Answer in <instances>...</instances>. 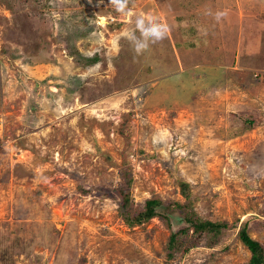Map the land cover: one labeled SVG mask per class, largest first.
Listing matches in <instances>:
<instances>
[{"label": "rangeland", "instance_id": "374dc122", "mask_svg": "<svg viewBox=\"0 0 264 264\" xmlns=\"http://www.w3.org/2000/svg\"><path fill=\"white\" fill-rule=\"evenodd\" d=\"M128 6L166 36L116 40L140 33L109 0H0V264H249L243 226L264 248V0Z\"/></svg>", "mask_w": 264, "mask_h": 264}, {"label": "clouds", "instance_id": "9594fccd", "mask_svg": "<svg viewBox=\"0 0 264 264\" xmlns=\"http://www.w3.org/2000/svg\"><path fill=\"white\" fill-rule=\"evenodd\" d=\"M103 0H97V3H102ZM113 9L117 13H121L129 18L131 24L135 29H139L140 36L137 37L135 31L132 28L124 29L119 36L115 37L119 40L121 36L127 40L133 41L132 47L136 52H140L141 49L147 48L149 42L155 43L162 40L167 32L168 26L160 22L159 18L151 11L133 12L129 8V0H109ZM224 12H217L216 18L219 19L224 16ZM103 22V21H102ZM145 37L150 38L146 40Z\"/></svg>", "mask_w": 264, "mask_h": 264}, {"label": "trees", "instance_id": "16d2710c", "mask_svg": "<svg viewBox=\"0 0 264 264\" xmlns=\"http://www.w3.org/2000/svg\"><path fill=\"white\" fill-rule=\"evenodd\" d=\"M203 30L202 27L199 28H193V29H186L185 31V36H191L196 40L195 43V47H197L199 45V43H201L204 38V35L201 34V31ZM181 47V46H179ZM192 48V49H193ZM263 74H253L254 80L260 81V79L262 78ZM248 86H250L248 84ZM155 205L156 202L152 201V200H147L145 201V204L143 206V209L140 212L134 213V214H130V213H126L124 217H126V221L128 224H140L143 223L144 221L150 219L153 216H156L155 213ZM188 220H192V219H188ZM191 227L193 228L194 232H202V231H217L216 229L221 228V226L219 224H213L210 223L208 221L206 222H193V220L191 221ZM188 230V228H186ZM174 238V236L170 237V241H172ZM239 239L242 242V244L249 250L251 256L249 259V264H264V248L263 246L260 244V242L252 239L248 233H247V229L246 226H243L240 231H239Z\"/></svg>", "mask_w": 264, "mask_h": 264}, {"label": "crops", "instance_id": "0c3cea01", "mask_svg": "<svg viewBox=\"0 0 264 264\" xmlns=\"http://www.w3.org/2000/svg\"><path fill=\"white\" fill-rule=\"evenodd\" d=\"M232 72L235 74L233 76V78H237L238 79V83H239L238 85L241 86L242 88H246V86H248V84L251 85V84H253V81H255L253 75H251V74H250L251 76H247L245 78V80L242 81L243 80L242 76L239 73H242L243 71L239 72V70L234 69V71H232ZM237 79H236L235 82H237Z\"/></svg>", "mask_w": 264, "mask_h": 264}]
</instances>
